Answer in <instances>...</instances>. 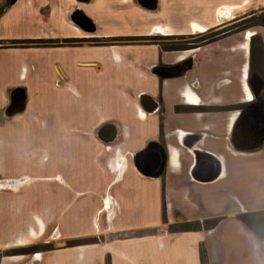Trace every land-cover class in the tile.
Here are the masks:
<instances>
[{"label":"crops","instance_id":"crops-1","mask_svg":"<svg viewBox=\"0 0 264 264\" xmlns=\"http://www.w3.org/2000/svg\"><path fill=\"white\" fill-rule=\"evenodd\" d=\"M57 1L61 8H64L65 4H73L76 0ZM119 1L121 4L129 2ZM160 1L157 0L158 13L152 14L148 19L151 23L145 24L147 27H144L151 26L152 35L158 34L157 29L175 34L176 30L170 25L175 29L190 25L192 29V24L197 22V19H192L185 25L155 23L160 14ZM251 1L240 0L232 4H220L214 8L215 13L224 5L234 7L232 11L247 9L252 7ZM46 2L47 0H19L15 6L0 15V25L26 26L28 20L42 22L43 6ZM259 28V32L255 31L254 36H261L263 46L259 42L257 52H254L251 41L254 36L248 38L247 31L234 33L188 50L168 51L158 44L120 45L143 47L147 52H151L152 56L145 58L147 62L144 70L135 78L141 81L143 86L134 89L132 84L129 85L128 81H125L129 86L119 89L121 99L113 104L94 106L92 118L76 115L73 111L76 115L73 118L76 122L73 128L76 130L92 124L98 126V133L103 126L114 124L119 130L117 140L110 144L103 142L106 145L103 147L105 150H92L87 148L83 141L93 140L94 134L79 132L75 136V141L83 143H79L72 153L60 155L53 167H49L48 164L51 159H45L47 163L42 164V156H49L46 150L34 151L31 153V168L25 172L27 177L20 181L17 177L11 176L0 179L13 182L9 183L11 185L9 189L0 192L21 195L25 190L26 193L24 194L26 204L15 212L11 211L12 216L9 217L14 218L15 224L19 222L16 230L19 231V235L14 243L31 244L44 239L46 243L56 245L55 249L46 252L50 254L51 264H57L64 253L74 250L80 259L84 249L82 247L72 248L73 250L60 249V235L61 240H72L80 238L85 230H89L88 234L92 233L91 235H113L115 239H123V235H119L121 231L125 232L128 228H144L148 233L142 235V243L137 247V254L128 255V252H123L122 257L127 258V260L123 258L124 264H201L202 245L207 249L209 264H221L218 256L224 252L227 244L222 236L221 224L224 219L209 230L202 228L198 231H170L168 225L173 224L171 222L175 219L171 217H175L177 212L175 211L173 215L167 212L166 224L161 218V207L162 202L165 201L167 206L172 198L176 199L173 205L178 203L177 200L183 199L186 205L197 206L195 209L197 213L202 211L198 216L185 217L186 220L202 222L215 219L221 217L219 205L226 196L235 197L229 191L235 187V181H243L254 175L257 180L264 183V144L255 150H242L234 147L231 139L232 133L242 120L241 105L252 102L248 98L249 93L255 97L250 77L255 74L264 78V27ZM68 29L79 35L82 33L76 26ZM27 39H29L27 36L0 35L2 43ZM118 47L114 45L111 49L114 58L120 62ZM33 48L39 47H0V55L9 58L7 68L1 67L0 64L2 93L0 125L2 130L7 132L13 131L11 122L19 117L27 116L29 117L27 120L46 123L45 115L49 112L39 106L27 87L26 92L20 93L23 98L22 104L10 107L13 112L11 116L7 114L6 109L11 99L15 97L16 87L22 85L24 77H27L28 63L24 60H27ZM144 55L143 50L142 57ZM15 59L20 60V63ZM182 64H185L184 69L179 68ZM169 67L175 69L176 74L167 73ZM154 68L165 70L155 74L152 73ZM6 78H9V81ZM122 95L127 96L123 103ZM145 95L155 100L157 105L148 100L146 104L149 110L144 108L140 99ZM178 106L203 107L205 111H178ZM230 107L233 108L232 111L228 110ZM29 129L27 128L28 131L31 130ZM63 129L61 123L60 127H56L49 125L48 122L46 130H56L60 133L55 137L45 136L42 139L70 141L66 136H62ZM31 132L33 133L32 130ZM162 133L165 134L166 141H170L165 177L155 176L159 168L156 158L153 161L152 155L146 161L149 174L146 176L134 165V157L145 146L157 141ZM194 133L199 135L198 139L188 141V135ZM187 142L194 144L190 147ZM214 162H217V165H214ZM219 171L220 175L217 176ZM192 172L198 175L199 180L192 176ZM130 200L132 203H129ZM133 204L135 207L128 215L129 206ZM154 210L156 214H153ZM179 210L184 211L183 208ZM231 217L237 220L235 221L237 235L241 236L240 240L237 237V240L228 242L235 250V261L232 264H264V238H259L236 216ZM130 218L136 222H129ZM21 222L23 224H20ZM166 241L171 243V247L168 257L164 259L161 246L165 247ZM144 244H149L151 250L143 246ZM95 246H89L88 249L92 250L97 259V251H100V248ZM248 247L253 250H248ZM2 250L3 248L0 249V253ZM34 255L38 257L37 260L34 256L28 258L24 255H4L0 264H48L39 260L40 251ZM244 255L250 256V259L244 260ZM140 258L147 260L140 261Z\"/></svg>","mask_w":264,"mask_h":264},{"label":"rangeland","instance_id":"rangeland-1","mask_svg":"<svg viewBox=\"0 0 264 264\" xmlns=\"http://www.w3.org/2000/svg\"><path fill=\"white\" fill-rule=\"evenodd\" d=\"M118 1L76 0L73 4L67 3L64 5V8H61L57 0H47L46 5L43 6L44 18L42 22L28 20V25L26 26L0 25V35L27 36L29 39L20 44L22 47H39L33 48L29 52L27 60H24L28 63L27 77H24L22 85L16 87V95L11 99V103L8 104L6 109L13 106V101H16L15 106L20 105L21 100H23L20 93L21 91L26 92L25 87H27V90H30L32 97L39 106L49 112L45 115L46 123L27 120L29 117L26 116L19 117L14 122H11V126L13 127L12 132L2 130V126L0 125V179L11 176V178L17 177L18 181H20L27 177L25 172L31 168V153L34 151L42 152L46 150L47 155L49 154L50 157L42 156V164L47 163V161H44L45 159H51L48 164L49 167H53L56 165L55 162L59 160L60 155L67 152L72 153L79 143L84 142L86 147L92 150H105L103 147H106V145L97 139L98 126L92 124L85 125L78 131L73 128L76 124L73 118L76 115L89 118L94 117V106H102L106 103L113 104L121 99V94L119 93L121 87L132 84V88L137 89L143 86V83L135 78L139 72L144 70L145 63L147 62L145 58L152 56L151 52H147L143 47L120 45L158 44L161 48L165 45L174 48H188L190 42L209 28H214L222 23H226L229 26L230 21L236 19V17L240 18L243 22L249 21L251 20L248 17L250 12L264 9V0H252V7L240 9L239 11H231L228 14H226L227 9H224L225 18H220L215 13L216 6L223 3L232 4L240 0H161L159 7L160 14L155 23L163 22L185 25L190 20L197 19L196 21L203 26V30L194 32L190 25L182 29H175L173 25L169 24L173 30H176L175 34L164 32L151 36L150 34L153 32L151 26L148 28L144 27H147L145 24L151 23L148 20L149 17L154 13H158L156 12L157 7L155 9L144 8L137 0H129L128 3H124L125 5L121 4V1ZM9 2V0H0V15L8 9ZM120 6L122 7L121 10ZM51 11H53V14H51ZM72 17H75V20ZM244 17L246 19H242ZM144 19L147 21L144 22ZM253 22L255 20L248 23ZM250 25L252 26L253 24ZM74 26L82 32L80 33L82 36L68 29V27ZM244 28H246L244 31L259 32L260 30L259 27ZM258 44L259 41L255 38L254 52L258 51ZM1 45L11 46L10 43H2ZM114 45L119 46L117 52L120 55V62L113 56L111 47ZM143 50L145 51L144 57H142ZM15 60L17 61V59ZM17 62L20 63V60ZM0 64H2L1 67L7 68L9 58L5 55H0ZM169 68L170 70L166 71L167 73L176 74L175 69ZM6 80L9 81V78H6ZM125 81H128L129 85ZM1 97L2 93H0V99ZM125 97L127 96L125 95ZM125 97L122 95V103L125 102ZM1 103L2 100H0ZM73 111H75L76 115L73 114ZM1 117L2 115L0 114ZM48 122L49 125L56 127H60L61 123L64 128L62 136H66L70 141L57 142L56 140L42 139L45 136L55 137L60 133V131L56 130H46ZM27 128H30L33 133L30 129L28 131ZM79 132L94 134V139L77 142L75 141V136ZM198 137L199 135L196 133L189 134L188 141H196ZM166 142L169 143L170 141ZM193 144L192 142H187V145L190 147ZM198 152L201 151L198 150ZM243 160L246 161V159ZM211 164L213 163L211 162ZM214 165H217V162H214ZM11 182L9 180H0V190L9 189ZM234 184L235 187L229 191L235 197L226 196L223 203L219 205V211L222 212L219 218L204 220L202 222L186 220V218L202 214V211L197 213V210H195L197 206L186 205L182 198V201L177 200L178 203L176 205H173L176 201L175 198L168 201L167 206L164 201L161 207V218L166 224H168V221L167 216L166 219L163 216V205L165 204L167 207L165 215H167V212L172 215L175 211L177 212L175 217H171L175 219L174 222H171L173 224L168 225L170 231H178L180 228L178 226L186 222H196L201 225V229L209 230L224 219L223 224H221L223 232H221L227 244L225 245L224 252L218 256L220 257L221 264H232L235 261L234 246L228 242L230 240H237V237L240 240L241 237L237 235L238 230H236L237 226L235 225V221L237 220L231 216H236L239 219L242 218L244 222L241 221L250 230L254 229L256 232L264 230V214L252 216L254 213L264 212V183L252 175L243 181H235ZM24 192L25 190L21 195H12L6 191L0 192V249L3 248L0 253V260L6 254H9L8 256L24 255L28 258H33V256L35 257V251H40L39 260H43V263L48 262V264H51L50 254L46 251L55 249L56 245L48 244L44 239L31 244L14 243L16 237L19 235V231H16L19 222L15 224L14 218L9 219V217L12 216L11 211L15 212L26 204L24 200V194L26 193ZM130 202L132 203L131 200ZM134 207L135 204L129 206L128 215L132 213ZM181 208L184 211L181 212L179 210ZM153 214H156L155 210ZM131 219L133 218H130L129 222H136ZM20 224H23V222ZM198 224H194L193 226H198ZM164 228L165 226L162 227V230ZM125 232L121 231L119 233V235H123V239H115L112 237L113 235H91L92 233L88 234L89 230H85L80 238L72 240H61L62 236L60 235V249L73 250L72 248L76 247L84 249L80 259L78 253L74 250L64 253L62 258L59 256L60 259L57 264H99L100 262L103 264H124L123 258L125 256L122 257L123 252H128V255L137 254V247L142 243V235L148 233L144 228H128ZM82 239H90L87 242L91 244L68 247L71 241ZM165 245V247L161 246V250L164 251L162 253L164 259L169 255L168 251L171 243L166 241ZM89 246L100 248V251H97V259H95L92 250L88 249ZM143 246L151 250L149 244H144ZM28 250L33 252L27 254L20 253ZM248 250H253V248L248 247ZM35 258V260L38 259V257ZM249 259L250 256L244 255V260L248 261ZM139 260L145 261L147 259L140 258Z\"/></svg>","mask_w":264,"mask_h":264},{"label":"flooded vegetation","instance_id":"flooded-vegetation-1","mask_svg":"<svg viewBox=\"0 0 264 264\" xmlns=\"http://www.w3.org/2000/svg\"><path fill=\"white\" fill-rule=\"evenodd\" d=\"M137 2L144 7L145 4H149V9H155L157 7V0H137ZM73 20H75V17H72ZM248 32H252L251 38L256 34L255 31H247L246 36ZM152 36V34H150ZM93 36V35H92ZM160 38V37H159ZM185 64H182L179 66V68L184 69ZM165 70L164 68H158L157 71ZM250 83L252 85V89L254 90L255 97H253L250 93L248 94V98L252 100L251 103L246 105H241L242 115L248 110L247 113L244 114L242 120L240 123H238L237 128L232 133L231 139L233 142L235 141H241L243 143L250 142L254 143L257 140L264 142V78L253 74L250 77ZM16 94H14L15 96ZM15 102L13 101V106H15ZM22 100L21 103L22 104ZM157 105V103H155ZM228 110L232 111L233 108L230 107ZM250 115V116H249ZM252 121V123L248 122ZM250 126L252 127L249 130H252L250 134L245 133V127ZM165 134H160L159 138L157 139L158 145H154L150 148L145 154L142 155L140 161L143 163H146L148 160V157H154L155 161L158 162V168L159 170L163 169L162 175L165 177L167 164L169 161V148L168 143L165 139ZM147 146L143 148L145 150ZM161 175V176H162Z\"/></svg>","mask_w":264,"mask_h":264},{"label":"trees","instance_id":"trees-1","mask_svg":"<svg viewBox=\"0 0 264 264\" xmlns=\"http://www.w3.org/2000/svg\"><path fill=\"white\" fill-rule=\"evenodd\" d=\"M248 17L251 18V20H249V21L255 20V22H253V23H248L249 21L243 22V21H241L240 18L236 17V19L231 20L232 22L230 21L229 26H227L226 23H222L218 26H215L214 28H210L207 31L203 32L196 39H194L192 42H190V45L188 48H184V47L174 48V47H170L168 45H165L164 47H162V49L168 50V51L193 49V48H197V47L206 45L208 43L217 41L223 37L232 35L234 33L244 31V30H246V28H244V27H248L249 29L255 28V27H264V9H257L253 12H250V15ZM242 19H246V17H244ZM250 24H253V25L251 26ZM220 29H223V30L220 31ZM255 38H257L258 41L260 42V44L263 46L261 36H254L252 38V40H251L252 46H254ZM24 42H26V40H12V41L8 42V44L10 43L11 46H2L1 45L2 41H0V46L1 47H22V45H20V44H22ZM12 44H14V45H12ZM177 110L178 111L187 110V111H192V112H202V111H205V108L197 107V106L185 108V107H179L178 106ZM165 210H166V206L164 204L163 205L164 219H166ZM261 214H264V212L254 213V214H252V216H254V217L260 216ZM249 215H251V214H249ZM240 220H242L244 222V220L242 218H240ZM196 222H194V223L186 222L185 224L178 226V227H180L178 231H198V230H201V225L196 223ZM194 224H198V226H193ZM252 231H254L258 235L259 238H261V239L264 238V230L262 232H256L253 229ZM87 240H90V239L73 240L70 242L71 244L68 247H75V246L91 244V243H88ZM32 252L33 251L28 250V251H24V252H20V253L21 254H27V253H32ZM35 252H37V251H35ZM8 255L9 254H6V256H8ZM200 259H201V264H209L207 249L204 245H202L201 249H200Z\"/></svg>","mask_w":264,"mask_h":264},{"label":"water","instance_id":"water-1","mask_svg":"<svg viewBox=\"0 0 264 264\" xmlns=\"http://www.w3.org/2000/svg\"><path fill=\"white\" fill-rule=\"evenodd\" d=\"M9 1L10 2H9L8 9L11 8V7H13V6H15L19 2V0H9ZM148 5L145 4L144 7L145 8H148ZM157 70H158V68H154L152 70V73L157 74L158 73ZM148 100H151V102L155 103V100H153L152 98H150L149 96H146V95L143 96L140 99V102H141L142 106L144 108H146V109H148L147 108V104H146V101H148ZM247 112H248V110L246 109V111L243 113V115H242L241 118H243L244 114L247 113ZM7 114L10 115V116L13 114V112H11L10 107L7 109ZM251 128L252 127H250V126H246L245 127V133L250 134L252 130H249V129H251ZM118 133H119V130H118V127L116 125H114V124H107V125L103 126L102 128H100V130L98 131L97 135H98V138L102 142H104L106 144H110V143H114L117 140ZM232 143H233L234 147L239 148V149H242V150H255L257 148H260L264 144V142L258 141V140L256 142H254V143H250V142H247V141L245 143H243L240 140L238 142L237 141H235V142L232 141ZM158 144L159 143L157 141L151 142L150 144H148V146H147V148L145 150H142V151L138 152L135 155V157H134V165L136 166V168L142 174H144L146 176L149 175L148 172H147L148 171L147 170V163L148 162L147 163H144V162L142 163L140 161V159H141V157H142L143 154H145L148 150H150L151 147H153L154 145H158ZM152 159L154 161V158L153 157H152ZM198 161H199V157L196 158V162H198ZM150 162H152V160H150ZM162 172H163V169L159 170L157 172V174H155V176L156 177H160L162 175ZM219 175H220V171L218 172L217 176H219ZM192 176L195 179L199 180L198 175L195 172H192Z\"/></svg>","mask_w":264,"mask_h":264},{"label":"bare ground","instance_id":"bare-ground-1","mask_svg":"<svg viewBox=\"0 0 264 264\" xmlns=\"http://www.w3.org/2000/svg\"><path fill=\"white\" fill-rule=\"evenodd\" d=\"M224 9H227L226 14H228V13H231L232 10H234V7L229 6V5L220 6V7L218 8L217 12H216V14H217L218 17H220V18H225L224 16H225L226 14H225V12H224ZM224 14H225V15H224ZM192 30H193L194 32H200L201 30H203V27L201 26L200 23H198V22H194V23L192 24ZM157 31H158V32H157L158 34L164 33V31H163L162 29H157ZM251 35H252V32H248V33H247V37H248V38L251 37Z\"/></svg>","mask_w":264,"mask_h":264}]
</instances>
